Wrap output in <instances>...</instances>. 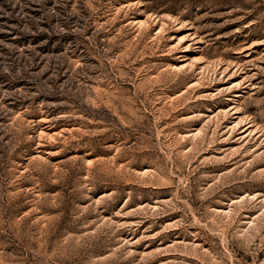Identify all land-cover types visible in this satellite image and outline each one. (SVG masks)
<instances>
[{"label": "rangeland", "instance_id": "rangeland-1", "mask_svg": "<svg viewBox=\"0 0 264 264\" xmlns=\"http://www.w3.org/2000/svg\"><path fill=\"white\" fill-rule=\"evenodd\" d=\"M0 264H264V0H0Z\"/></svg>", "mask_w": 264, "mask_h": 264}]
</instances>
